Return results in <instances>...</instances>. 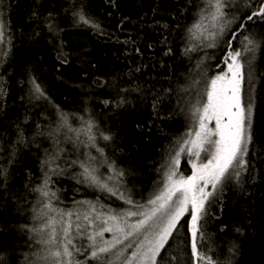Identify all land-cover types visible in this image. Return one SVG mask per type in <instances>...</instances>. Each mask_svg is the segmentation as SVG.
Instances as JSON below:
<instances>
[{
  "label": "snow or ice",
  "instance_id": "snow-or-ice-1",
  "mask_svg": "<svg viewBox=\"0 0 264 264\" xmlns=\"http://www.w3.org/2000/svg\"><path fill=\"white\" fill-rule=\"evenodd\" d=\"M104 3L119 8L117 0ZM21 4L20 14L33 25L29 39L35 43L47 37L60 67L70 60L58 18L70 16L75 28L109 35L85 0H15L14 4L0 0V264H238L243 241L255 227V203L250 201L264 176L260 172L264 140L255 127L256 106L251 97L245 101L244 92L245 68L251 80L255 53L264 47V0H152L145 5L154 19L148 27L157 32L165 57L176 60L180 46L179 66L183 67L184 59L191 61L194 53L204 52L207 58V49H219L222 60L215 65L219 72L210 75L200 59L195 73L200 79L192 77L189 65L186 78L192 84H182L178 66L169 65L168 74H160L168 87L157 90L155 85L133 84L138 81L134 73L146 67L142 62L129 70L128 81L108 78L98 63H90L81 71L85 78L94 79L90 85L76 87L99 90L101 95L114 93L117 98L99 101L105 110H113L107 116L92 113L87 100L82 109L65 112L44 83L39 61L25 57L18 74L11 70L16 46L10 10ZM127 20L122 15L117 26L121 31ZM137 35L129 32L127 39L117 42L142 55ZM155 46L148 44L149 49ZM193 84L200 87L189 106L191 124L162 156L156 169L161 178L144 196L143 191L128 187L136 173L122 166L128 161L121 158L123 149L107 120L116 110L135 111L128 97L136 93L145 109L150 105L146 125L150 130L155 121L172 119L177 108L184 110L183 94ZM13 92L19 93L18 98ZM9 99L12 116L23 109L22 118L9 115ZM7 121L11 122L4 127ZM77 122L79 127H73ZM135 127L143 131L145 125ZM184 158L190 174L181 167ZM62 179L93 194L106 193L97 200L112 203L98 206L92 200L73 199L74 207H60L62 190L55 185ZM230 200L236 201L234 206ZM17 218L24 222H10ZM210 222L216 225L215 239L208 233Z\"/></svg>",
  "mask_w": 264,
  "mask_h": 264
},
{
  "label": "trees",
  "instance_id": "trees-1",
  "mask_svg": "<svg viewBox=\"0 0 264 264\" xmlns=\"http://www.w3.org/2000/svg\"><path fill=\"white\" fill-rule=\"evenodd\" d=\"M14 4L15 0H11ZM176 0H173L175 3ZM89 10L99 17L102 27L109 35H98L91 29L75 28L73 27L71 17L64 19L58 18V23L65 31L61 33L62 39L66 42L65 52L69 54L70 63L60 67L58 62H55V52L52 45L47 43V37L40 42H32L29 39V34L32 32L33 25L28 21L26 15H21L23 4L19 7L12 8L11 11V26L15 35L14 56L11 70L17 74L19 72V64L27 57L29 61H39L42 65L41 71L44 77V83L49 87L52 98L56 104L60 105L65 112H72L84 107L83 102L88 101V108L94 114L105 113V116L112 113V109L105 110L103 105L99 104L101 99H113L115 94L101 95L99 90L89 92L87 87L83 90L76 85H90L92 79L85 78L81 69L90 63H98L100 71L105 73L108 78L119 76L121 80L128 81L130 78L127 75L130 69H133L134 64L139 66L141 62L146 67L141 68V72L134 73L138 81H133V84L139 83L141 86L147 88L155 85L156 89L167 88L168 83L160 75L163 73L167 75L169 72V65H177V75L180 77L182 84H192L191 78H186L188 75L189 65L192 69V77L199 80L200 77L196 76V65L198 60L204 59V66L210 75H215L219 69L215 67L217 60H222L220 50L207 49V58L205 53L201 52L198 56L193 54V59L188 61L187 58L183 61V67H180L179 51L181 47L177 48V59L172 60L163 55L161 47L157 41L159 36L156 31L148 27L154 23V19L148 7L152 0H117L119 5L118 9L109 8L104 0H85ZM113 13L108 16V12ZM122 15L128 16V20L124 25V30L121 31L117 26L121 20ZM191 17L192 12H189ZM159 19V16L156 17ZM170 24L173 23L171 18H168ZM186 23L190 24L191 19ZM139 33L136 36L137 46L143 49L142 55H136L131 46L123 45L118 40L123 41L127 39L128 33ZM156 45L152 49L148 48V44ZM179 45V41H178ZM128 55H125V53ZM215 53V55H212ZM256 62L254 65V91L250 96L256 106V124L258 137L264 140V47L257 50ZM161 62L164 67H161ZM8 67V65H5ZM59 69V71H57ZM61 76L63 79H57ZM147 81V83H145ZM159 81V82H158ZM127 87V84L122 85ZM172 86L176 87V78H172ZM200 85H195L189 89L187 94H183L184 98L181 101L180 108L176 109V115L172 119H163L155 121L156 126L150 130L146 125L151 119L149 113L151 112L150 105L145 109L138 99L136 93H132L128 99L133 101L130 108L135 111L125 109L116 110L107 124L111 131L116 135V142L123 149L122 159L128 161L124 167H131L135 170L136 175L129 178V188H135L137 192L143 191V195L147 196L153 188V182L160 179L156 169L160 167L162 156L166 153L169 146L178 137H182L187 131L188 125L191 124L189 116V106L194 104L197 99V89ZM107 91V90H105ZM12 95L18 98L19 93L13 92ZM248 100V99H247ZM165 104L168 101L165 100ZM175 101H173V105ZM9 115L12 116L13 100H8ZM99 105V106H98ZM172 105H169L171 107ZM123 112V115H120ZM165 117L169 115L167 111L164 113ZM16 116L23 117V109L16 112L12 119ZM105 116H99L100 120H104ZM7 121L4 127L8 126ZM145 125L143 131L136 129V124ZM73 127H79L78 122L73 124ZM162 129L163 131H160ZM134 145V146H133ZM182 169L189 174V167L187 159L182 160ZM103 171V170H102ZM260 172H264V165L260 166ZM264 176L257 182V189L255 191L254 201L255 208L252 211L254 229H249L248 239L243 241L242 254L238 259V264H264ZM20 185L17 184V187ZM56 188L62 190V199L64 204L60 207L67 205L68 208L74 207L72 201L75 200H92L99 204L112 203L111 200H97L98 196L107 195L106 193L95 192L86 189L84 186L75 185L74 181L62 179L60 183L55 185ZM79 187L80 191L76 192L75 188ZM137 200L140 197H135ZM115 198H113L114 200ZM119 203V201H117ZM235 200H230L229 204L234 206ZM241 205L243 201H239ZM7 213L4 214L7 217ZM13 223L24 222L23 218H17V221H10ZM216 225L210 222L208 226V233L215 239ZM254 233V235H253ZM106 238H110L109 234H105ZM24 238L19 239V243L23 244ZM215 242L219 244V240ZM218 254V253H217Z\"/></svg>",
  "mask_w": 264,
  "mask_h": 264
},
{
  "label": "rangeland",
  "instance_id": "rangeland-1",
  "mask_svg": "<svg viewBox=\"0 0 264 264\" xmlns=\"http://www.w3.org/2000/svg\"><path fill=\"white\" fill-rule=\"evenodd\" d=\"M257 53V52H256ZM255 53V60L253 61V66H252V78L251 80L248 79V69L247 67L245 68V82H244V92H245V101L253 94L254 91V85H255V79H254V65L256 62V56L257 54ZM226 70V68H225ZM189 167V174L191 173V166L188 164Z\"/></svg>",
  "mask_w": 264,
  "mask_h": 264
}]
</instances>
